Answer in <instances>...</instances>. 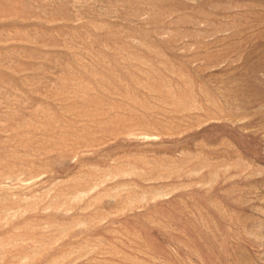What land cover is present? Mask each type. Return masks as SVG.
I'll return each instance as SVG.
<instances>
[{"label":"rangeland","instance_id":"obj_1","mask_svg":"<svg viewBox=\"0 0 264 264\" xmlns=\"http://www.w3.org/2000/svg\"><path fill=\"white\" fill-rule=\"evenodd\" d=\"M0 264H264V0H0Z\"/></svg>","mask_w":264,"mask_h":264}]
</instances>
